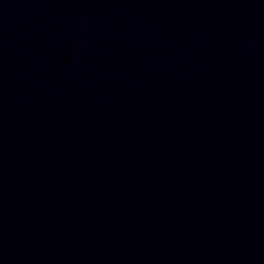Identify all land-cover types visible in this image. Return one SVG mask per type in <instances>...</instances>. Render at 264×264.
Instances as JSON below:
<instances>
[{"label": "water", "instance_id": "1", "mask_svg": "<svg viewBox=\"0 0 264 264\" xmlns=\"http://www.w3.org/2000/svg\"><path fill=\"white\" fill-rule=\"evenodd\" d=\"M0 264H264V0H0Z\"/></svg>", "mask_w": 264, "mask_h": 264}]
</instances>
